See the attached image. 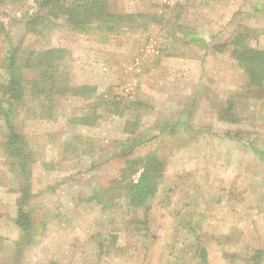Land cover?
Segmentation results:
<instances>
[{
  "label": "rangeland",
  "instance_id": "obj_1",
  "mask_svg": "<svg viewBox=\"0 0 264 264\" xmlns=\"http://www.w3.org/2000/svg\"><path fill=\"white\" fill-rule=\"evenodd\" d=\"M104 1L148 15L111 34L73 29L35 0L0 2V99L16 46L20 65L66 48L56 84L94 88L55 94L48 117L28 97L17 106L27 176L2 149L0 116V264H264V155L253 149H264V84L248 86L227 47L247 27L264 49V0ZM228 98L235 124L218 119ZM151 152L165 163L159 188L147 207H129L114 179ZM25 186L33 229L23 238L14 218Z\"/></svg>",
  "mask_w": 264,
  "mask_h": 264
},
{
  "label": "trees",
  "instance_id": "obj_2",
  "mask_svg": "<svg viewBox=\"0 0 264 264\" xmlns=\"http://www.w3.org/2000/svg\"><path fill=\"white\" fill-rule=\"evenodd\" d=\"M3 0H0L2 2ZM21 1V0H11ZM38 5L45 7L46 15L57 17L65 16L66 22L73 29L85 30L86 26L91 23L105 30L108 33L118 32L132 25L136 17L146 16L148 14H118L107 9L104 0H35ZM153 21L160 22L155 16L151 17ZM150 18V19H151ZM249 28L244 27L238 30L233 38L228 42L230 46V56L234 58L238 66L248 77V86L262 87L264 84V49L255 48L249 44ZM195 38V37H194ZM193 38V40H194ZM225 47V43L217 46L218 49ZM19 46L13 47L10 57L6 60L4 82V91L6 98L0 99V116H2L7 133L1 146L3 151L9 157L16 161V171L28 175V160H32V154L28 150L27 141L15 130L13 115L17 106L26 100L30 101L41 108L42 115L48 117L50 105L56 98L55 94H78L89 95L94 88L89 85H80L73 88L62 87L56 84V75L59 73L60 64L65 61L67 49L63 47H47L40 50H33L25 58L23 65L17 60V50ZM30 76L25 77L26 73ZM46 103V105H44ZM232 98L225 100L218 112V119L226 123H237L239 117L233 113ZM46 108V109H45ZM239 131H226L229 137H237ZM253 149L264 155V149ZM165 163L163 159L154 152L148 153L143 157L126 161V166L121 169L118 179H114V187L121 188L125 191L127 205L133 208L147 207L150 200L155 196L160 179L163 177ZM132 175H137L132 179ZM23 196L18 200L17 215L14 218L16 225L19 227L21 237H27L33 229V221L24 210L27 202L28 187H22ZM112 188L106 189L110 191ZM262 251L256 250L254 258ZM199 255L205 260V249L199 250ZM48 264H59L50 261Z\"/></svg>",
  "mask_w": 264,
  "mask_h": 264
}]
</instances>
